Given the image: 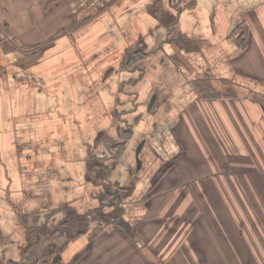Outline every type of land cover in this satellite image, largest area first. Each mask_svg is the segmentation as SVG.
Wrapping results in <instances>:
<instances>
[{
  "label": "crops",
  "instance_id": "0c3cea01",
  "mask_svg": "<svg viewBox=\"0 0 264 264\" xmlns=\"http://www.w3.org/2000/svg\"><path fill=\"white\" fill-rule=\"evenodd\" d=\"M0 264H264V0H0Z\"/></svg>",
  "mask_w": 264,
  "mask_h": 264
},
{
  "label": "built area",
  "instance_id": "2783aa9c",
  "mask_svg": "<svg viewBox=\"0 0 264 264\" xmlns=\"http://www.w3.org/2000/svg\"><path fill=\"white\" fill-rule=\"evenodd\" d=\"M113 0H67L70 12L78 20H90Z\"/></svg>",
  "mask_w": 264,
  "mask_h": 264
},
{
  "label": "water",
  "instance_id": "95a60500",
  "mask_svg": "<svg viewBox=\"0 0 264 264\" xmlns=\"http://www.w3.org/2000/svg\"><path fill=\"white\" fill-rule=\"evenodd\" d=\"M140 147H141V143L137 146L136 152H135L136 162H137L138 165L140 164V160L138 158V154H139V151H140Z\"/></svg>",
  "mask_w": 264,
  "mask_h": 264
},
{
  "label": "rangeland",
  "instance_id": "374dc122",
  "mask_svg": "<svg viewBox=\"0 0 264 264\" xmlns=\"http://www.w3.org/2000/svg\"><path fill=\"white\" fill-rule=\"evenodd\" d=\"M94 225H95V228L98 229L101 227L102 223L95 221Z\"/></svg>",
  "mask_w": 264,
  "mask_h": 264
}]
</instances>
